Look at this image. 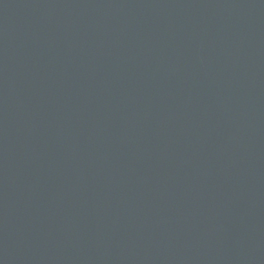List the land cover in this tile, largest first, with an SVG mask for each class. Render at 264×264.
Listing matches in <instances>:
<instances>
[{"label":"water","instance_id":"water-1","mask_svg":"<svg viewBox=\"0 0 264 264\" xmlns=\"http://www.w3.org/2000/svg\"><path fill=\"white\" fill-rule=\"evenodd\" d=\"M0 264H264V0H0Z\"/></svg>","mask_w":264,"mask_h":264}]
</instances>
